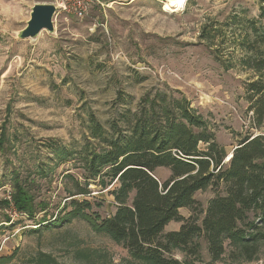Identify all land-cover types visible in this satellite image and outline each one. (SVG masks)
I'll use <instances>...</instances> for the list:
<instances>
[{"label":"rangeland","instance_id":"374dc122","mask_svg":"<svg viewBox=\"0 0 264 264\" xmlns=\"http://www.w3.org/2000/svg\"><path fill=\"white\" fill-rule=\"evenodd\" d=\"M167 1L93 0L78 18L63 0H0V189L14 193L19 178L37 203H47L33 219L17 209L11 217L0 204V257L10 258L1 264H46L40 254L58 264L133 262L121 244L72 216L73 200L88 201L80 210L103 219L117 210V184L106 176L86 180L79 162L81 148L92 141V115L110 134H126V120L142 110L143 101L186 100L225 149V163L244 137L264 136L248 99L249 83L260 75L242 62L244 38L254 39L251 27L264 30V0H182L174 12L165 10ZM44 3L58 7L54 32L20 39L32 8ZM53 144L73 155L61 160ZM155 174L162 181L170 177L165 168ZM78 182L90 185L89 195L77 194ZM216 192L221 190L209 188L195 199L206 208ZM180 213L191 215L189 208ZM179 227L171 222L166 232ZM204 258L196 264H209L206 251ZM215 264H264V242L253 262L226 255Z\"/></svg>","mask_w":264,"mask_h":264},{"label":"trees","instance_id":"16d2710c","mask_svg":"<svg viewBox=\"0 0 264 264\" xmlns=\"http://www.w3.org/2000/svg\"><path fill=\"white\" fill-rule=\"evenodd\" d=\"M206 29L201 38L206 36ZM251 32L254 39L247 35L243 41L247 55L242 62L260 75V80L249 83L248 99L254 124L262 127L264 30L260 32L253 25ZM146 102L133 119L126 120V134H110L95 116H90L87 131L92 141L79 153L83 177L95 180L106 176L115 182L112 194L117 210L103 219L80 210L89 206L88 201L73 200V218L86 220L95 233L121 244L133 259L131 264L205 263V251L209 264L220 262L226 255L234 262L255 261L264 242V136L244 137L225 163V149L205 118L186 100ZM50 149L63 161L73 155L56 144ZM160 168L170 171L165 181L155 174ZM14 182L17 210L30 219L46 211L47 203H37L29 183L19 178ZM102 184L106 185L105 181ZM76 186L77 194L89 195L88 183L83 186L78 182ZM209 188L221 193L216 192L203 208L195 194ZM0 204L9 205L7 201ZM183 208L190 209L189 217L181 215ZM171 222L181 223L179 230L166 232ZM92 256L86 255L88 259ZM9 259L0 257V264ZM38 260L58 264L45 254Z\"/></svg>","mask_w":264,"mask_h":264},{"label":"water","instance_id":"95a60500","mask_svg":"<svg viewBox=\"0 0 264 264\" xmlns=\"http://www.w3.org/2000/svg\"><path fill=\"white\" fill-rule=\"evenodd\" d=\"M57 10L58 7L54 4H36L32 8L31 17L26 28L23 29L19 35L20 39H35L44 30L53 33L54 17Z\"/></svg>","mask_w":264,"mask_h":264},{"label":"built area","instance_id":"2783aa9c","mask_svg":"<svg viewBox=\"0 0 264 264\" xmlns=\"http://www.w3.org/2000/svg\"><path fill=\"white\" fill-rule=\"evenodd\" d=\"M93 4V0H63V8L67 10L69 13L75 15L78 18H83L88 14ZM2 195L3 200L9 203L7 206L10 209V216H17L16 207L13 202V192L10 190L0 189V196ZM25 215L23 213H20Z\"/></svg>","mask_w":264,"mask_h":264},{"label":"bare ground","instance_id":"6f19581e","mask_svg":"<svg viewBox=\"0 0 264 264\" xmlns=\"http://www.w3.org/2000/svg\"><path fill=\"white\" fill-rule=\"evenodd\" d=\"M168 3L166 4V11H172L174 12L175 9H181L183 6V1L182 0H168Z\"/></svg>","mask_w":264,"mask_h":264},{"label":"crops","instance_id":"0c3cea01","mask_svg":"<svg viewBox=\"0 0 264 264\" xmlns=\"http://www.w3.org/2000/svg\"><path fill=\"white\" fill-rule=\"evenodd\" d=\"M167 228V227H166ZM180 228V227H179ZM179 230V229H178ZM174 231H177V230H174Z\"/></svg>","mask_w":264,"mask_h":264}]
</instances>
